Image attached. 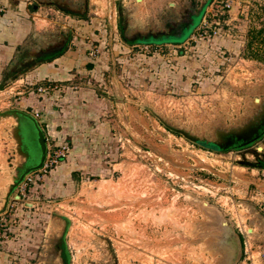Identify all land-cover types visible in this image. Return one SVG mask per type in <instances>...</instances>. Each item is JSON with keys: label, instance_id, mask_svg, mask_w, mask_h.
I'll return each instance as SVG.
<instances>
[{"label": "rangeland", "instance_id": "rangeland-1", "mask_svg": "<svg viewBox=\"0 0 264 264\" xmlns=\"http://www.w3.org/2000/svg\"><path fill=\"white\" fill-rule=\"evenodd\" d=\"M47 2L64 15L54 11L50 17L70 27L52 25L45 38L24 46L16 61L73 39L72 47L86 51L88 75L79 82L109 102L103 117L110 128L102 144L90 145L95 158L88 165L78 168L77 161L71 170L68 156L48 172L31 173L33 181L14 191L0 215V264H264L260 166L239 164L243 151L222 153L193 143L156 117L211 137L216 125H237L250 115L255 99L264 97V0L246 3L232 22L219 16L220 36L200 38L198 29L181 48L128 44L124 37L132 33L122 34L119 26V7L124 20L129 15L124 0ZM203 2L180 0L183 22ZM194 20L181 36L140 42H183L201 16ZM169 24L161 28L168 30ZM229 41L235 46L231 51ZM61 84L12 80L0 92V112L26 111L21 98L42 101L41 95L60 91ZM15 126L13 118L0 120V210L23 161ZM48 146L51 153L56 150L55 144ZM247 160L256 162L251 155ZM64 163L67 169L58 171Z\"/></svg>", "mask_w": 264, "mask_h": 264}, {"label": "crops", "instance_id": "crops-1", "mask_svg": "<svg viewBox=\"0 0 264 264\" xmlns=\"http://www.w3.org/2000/svg\"><path fill=\"white\" fill-rule=\"evenodd\" d=\"M48 0H0V92L5 90L8 82L20 83H38L46 81H56L62 83L60 91L53 94L44 95L42 101L33 99H20L21 108L32 113L39 112V122L42 124L45 135L49 143L60 146L63 143L71 144L72 150L69 155L68 167L74 170L79 161L87 164V161L93 160L95 144H102L103 135L110 128V122L103 116L108 113L104 111L109 106V102L99 97L95 89L87 83L79 81L87 77L88 74L83 71L86 57V51L72 47L75 45L73 39H70L68 49L61 55H55L53 61L47 59L40 61L31 71L30 75L19 79L12 75L10 67L21 57V49L30 44H37L41 38H45L46 33H50L54 25L61 26L62 29H68L70 24H62L55 21L50 15L55 11L57 15H63L61 9L52 5ZM124 7L129 9L128 22L130 32L146 33L149 30H163V22L172 21V13L178 14L183 12L185 6L180 4V0H124ZM129 1V2H127ZM196 1V0H193ZM202 1L203 0H197ZM216 0H205L199 8L193 6V13L188 16L193 19L201 16V21L195 28L192 35L183 42L179 41H157V42H140L144 39H150L147 36L136 42L128 43L133 47H139V44H146L148 47H178L181 48L187 44L194 33L202 26L205 18L210 16ZM234 1L233 9L225 15L227 22H232L239 12L245 11L246 3L251 0H232ZM37 2H41L37 6ZM43 2V3H42ZM134 3V4H133ZM214 7H216L214 5ZM122 7H119V13ZM171 12V14H168ZM77 15V14H75ZM60 16L59 18L62 19ZM111 17V16H110ZM70 16H66L67 21ZM164 20L162 21V19ZM160 19L161 21H159ZM191 24V25H192ZM53 25V26H52ZM190 26V25H189ZM188 26V27H189ZM187 27V28H188ZM51 29V30H49ZM79 31V30H78ZM184 31V30H183ZM183 31L177 36H181ZM80 34V32H78ZM165 36H153V38L163 39ZM176 37V36H175ZM40 38V39H39ZM225 42V41H224ZM228 50L235 49V46L229 41L225 43ZM88 59V58H86ZM20 61V60H19ZM91 64L87 63L90 67ZM93 68V65H92ZM91 68V69H92ZM92 71V70H91ZM80 73V76H79ZM22 76V75H19ZM23 77V76H22ZM77 82V83H75ZM79 82V83H78ZM21 94V93H19ZM49 147V146H48ZM94 155V156H93ZM66 163L57 168L58 171H65ZM88 165V164H87ZM76 170V169H75ZM264 175V169L259 168ZM62 171V170H61ZM57 172L56 170L54 171ZM258 186L264 191V179H261Z\"/></svg>", "mask_w": 264, "mask_h": 264}, {"label": "water", "instance_id": "water-1", "mask_svg": "<svg viewBox=\"0 0 264 264\" xmlns=\"http://www.w3.org/2000/svg\"><path fill=\"white\" fill-rule=\"evenodd\" d=\"M192 23L193 19L189 18L187 22L182 21L180 27H184L185 30ZM145 34L147 33H140L142 37L139 39L145 38ZM135 41L136 39H134ZM90 67L92 68V65ZM255 103L250 115L239 124L230 126L223 124L216 125L211 137L197 134L191 129L179 127L167 119L155 115L167 129L183 136L193 143L214 146L217 148V151L222 153L243 151L242 160H239L238 163L258 168L257 161L262 157V151L255 147L264 138V97L261 99L256 98ZM7 118H13L16 122V126L13 129V137L17 144V153L23 161L17 166L16 175L13 177V182L8 188L4 206L0 210V215L6 212L12 194L27 177L31 173L43 169L48 155L47 137L39 120L33 114L21 109L0 112V120ZM248 155L254 156L256 162H249L247 160ZM15 199L20 200L21 196L16 195ZM26 206L32 207L33 205L26 203ZM109 251L112 252V249L109 248Z\"/></svg>", "mask_w": 264, "mask_h": 264}, {"label": "flooded vegetation", "instance_id": "flooded-vegetation-1", "mask_svg": "<svg viewBox=\"0 0 264 264\" xmlns=\"http://www.w3.org/2000/svg\"><path fill=\"white\" fill-rule=\"evenodd\" d=\"M73 14H75V13H73ZM178 15H179V20L170 21L168 30L167 29H163L161 31L149 30L148 32H146L147 34H145V37H147V36H152V37L153 36H155V37L156 36H159V37L160 36H165V37L177 36L179 33H181L184 30V27H180V23H181L180 21H183L184 18L187 17L184 13H180ZM119 17H120L119 26H120V30H121L122 34L125 33V31H126V33H132L130 36H128V38L124 37L125 41L128 43H133L134 39H136V41H138L139 38L142 37L140 35V33L142 34V32H130L129 31V22H128L127 18H125V20H124L122 11L119 13ZM68 38H66V40H62L60 42L58 41L56 44H53L50 47L43 48L45 50L38 51L34 56H30V59H28V60L23 59V60H20L19 62L15 61L12 64V66L10 67V71L15 72V73H12V75H14V74L16 75L22 71L26 72L27 68H31V67L35 66L37 63H39L40 61H43L45 59H48L50 57L57 55L62 50V48L66 45ZM18 68L21 71H19ZM260 144L263 145V147L258 148V145H260ZM256 148L259 150L262 148V151H264V138L261 140V142H259L257 144ZM257 163L259 164L258 166H260V167L264 166V155L259 158ZM62 257L64 259L63 254H62Z\"/></svg>", "mask_w": 264, "mask_h": 264}, {"label": "built area", "instance_id": "built-area-1", "mask_svg": "<svg viewBox=\"0 0 264 264\" xmlns=\"http://www.w3.org/2000/svg\"><path fill=\"white\" fill-rule=\"evenodd\" d=\"M214 5L216 7H214ZM214 5L212 6L213 9L210 12V16L205 18L202 26L199 28V33L196 36H199L200 38H206V37H210V36H214V37H218L220 36L222 30L220 28L221 26V18H219V16H224L230 12L233 9L234 6V1L232 0H216L214 2ZM214 18V20H213ZM213 21H210V20ZM193 39V38H192ZM91 57H95V53L92 52ZM39 91L42 92H47V88L46 89H42L40 88ZM35 118L39 119L40 118V113L39 112H35L32 113ZM71 152V147L68 143L65 144H61L60 146L56 147V150H54L52 153L50 151H48V155H47V159L45 162V165L43 167V169H41L40 171H44V172H48L49 168H52L53 166H58L61 162H63L65 159L68 158L69 154ZM30 174L26 181H30L32 182L33 179L31 178Z\"/></svg>", "mask_w": 264, "mask_h": 264}, {"label": "trees", "instance_id": "trees-1", "mask_svg": "<svg viewBox=\"0 0 264 264\" xmlns=\"http://www.w3.org/2000/svg\"><path fill=\"white\" fill-rule=\"evenodd\" d=\"M74 15H75V14H74ZM75 16H76V15H75ZM69 42H70V38H68V41H67L66 45L62 48V50L58 53V55H61V54H63L64 52L67 51V49H68V45H69ZM54 58H55V56L50 57V58H48L46 61L51 62V61H53ZM263 61H264V60H263ZM16 75H17V74H16ZM175 134H177V133H175ZM177 135H179V134H177ZM200 145H202V146L205 147V148H209V149H211L212 151H216V150H217V148L215 149L214 146H207L206 144H200ZM260 168H263V169H264V166H261Z\"/></svg>", "mask_w": 264, "mask_h": 264}]
</instances>
